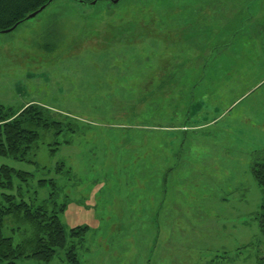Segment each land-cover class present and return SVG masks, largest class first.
Wrapping results in <instances>:
<instances>
[{
    "label": "rangeland",
    "instance_id": "374dc122",
    "mask_svg": "<svg viewBox=\"0 0 264 264\" xmlns=\"http://www.w3.org/2000/svg\"><path fill=\"white\" fill-rule=\"evenodd\" d=\"M127 1L85 19L57 0L0 32V106L33 101L89 123L43 132L30 160L0 165L32 174L14 178L27 201L56 192L67 231L88 226L81 264H264L252 171L264 151V0ZM168 65L193 71L201 101L179 109L182 127L170 109L166 125H135L144 100L156 108L192 82L170 87ZM51 264H67L66 249Z\"/></svg>",
    "mask_w": 264,
    "mask_h": 264
},
{
    "label": "trees",
    "instance_id": "16d2710c",
    "mask_svg": "<svg viewBox=\"0 0 264 264\" xmlns=\"http://www.w3.org/2000/svg\"><path fill=\"white\" fill-rule=\"evenodd\" d=\"M48 1L0 0V31L14 26L18 21L25 18L27 14L37 10ZM69 1L79 6L75 10L81 15V18L86 19L100 14L101 12H97V10L103 5H106L109 10H116L120 7L119 3L122 0L118 4H114L111 0H97L95 5L92 4L94 0ZM130 1L132 0L127 2ZM133 1L145 3L147 0ZM150 67L151 69L155 68L152 65ZM166 68L170 70L169 74L164 72L168 74L167 79L170 81V87L178 82L179 88L183 84L184 78L186 81L190 78L192 82H186L182 86L183 93H175V98L168 95L165 96L164 102L156 107L160 109L159 113H157L160 114L159 118H161L160 122H156L157 124H154L152 119L148 118L151 117L150 112L156 108L150 102L146 103L144 100L141 112L136 117L135 125H166L168 122L166 118H162V113L166 114L167 110L170 109L169 112L172 119L170 126L182 127L176 121L179 109L190 113L193 106L190 103L195 104V102L201 101L196 92V89L197 91L199 89L201 80L198 77H194L193 71L190 69L184 71L173 65H168ZM156 78V76H153L150 79L153 86L156 85ZM196 81L199 82L197 83ZM166 82V80L164 82L161 81L162 84ZM136 88H143V85H137ZM130 94L134 95V90ZM142 98L136 94L129 100L128 104H125L130 109L136 110L137 104L141 102ZM172 98L174 101H172ZM169 104L173 105L169 106ZM0 107V157L11 156L20 161L30 160L31 154L41 139L43 132L55 131L54 134L57 136L59 134L62 135L64 132H76L85 123L89 124L85 121L81 123L75 117L33 101L17 108ZM137 119L140 120L137 121ZM163 134L168 137L171 135L168 132H163ZM158 135L160 139V134L158 133ZM152 142L157 146L160 145L158 139L154 140L152 138ZM154 151L158 152L159 150L156 149ZM258 152L252 161V171L258 185L264 191V151ZM62 166H64L63 163L59 165L58 169L60 170ZM16 176L22 182H27L32 174L27 171L17 170L6 164L0 165V264H36L33 260L51 264V261L61 249H66L67 264H81L77 253L78 242L76 239H79L81 243L83 242L89 229L88 226H76L67 231L63 222V214L67 204L56 201V192H53L43 202L34 204L23 197L21 187H18V191L15 192L14 178ZM41 182L44 184L46 181L41 180ZM50 182L57 189L55 181L52 179ZM260 225L264 231V213L261 216ZM6 230L11 233L7 234ZM17 233L21 236L18 241L15 239ZM69 238L71 241H69Z\"/></svg>",
    "mask_w": 264,
    "mask_h": 264
},
{
    "label": "water",
    "instance_id": "95a60500",
    "mask_svg": "<svg viewBox=\"0 0 264 264\" xmlns=\"http://www.w3.org/2000/svg\"><path fill=\"white\" fill-rule=\"evenodd\" d=\"M55 0H49L46 4L42 5L41 7H39L37 10L29 13L26 15L25 18H23L22 20L18 21L14 26L5 29V30H1L0 32H4V33H9L12 32L13 30H15L21 23H23L24 21L34 18L36 17L39 13H41L43 10H45L50 4H52ZM114 4H118L121 0H111ZM97 3V0H94L92 2L93 5H95Z\"/></svg>",
    "mask_w": 264,
    "mask_h": 264
}]
</instances>
